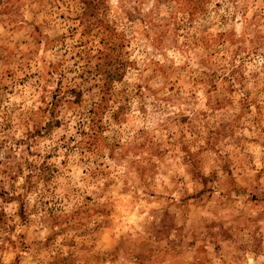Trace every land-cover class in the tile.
I'll list each match as a JSON object with an SVG mask.
<instances>
[{
  "label": "rangeland",
  "instance_id": "1",
  "mask_svg": "<svg viewBox=\"0 0 264 264\" xmlns=\"http://www.w3.org/2000/svg\"><path fill=\"white\" fill-rule=\"evenodd\" d=\"M0 264H264V0H0Z\"/></svg>",
  "mask_w": 264,
  "mask_h": 264
}]
</instances>
